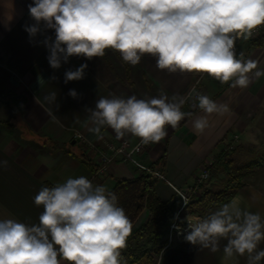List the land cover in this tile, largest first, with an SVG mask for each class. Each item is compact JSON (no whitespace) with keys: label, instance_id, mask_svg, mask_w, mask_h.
I'll list each match as a JSON object with an SVG mask.
<instances>
[{"label":"clouds","instance_id":"clouds-1","mask_svg":"<svg viewBox=\"0 0 264 264\" xmlns=\"http://www.w3.org/2000/svg\"><path fill=\"white\" fill-rule=\"evenodd\" d=\"M32 25H25L30 41L54 30V39L41 42L48 49V63L59 69L72 56L103 57L106 49L118 51L124 62L136 66L144 54L155 56L156 66L170 73H207L232 88H247L249 73L264 76L258 62L237 56L235 42L253 35L264 25V0H33L28 5ZM88 65L64 73V82L85 77ZM52 79H56L53 77ZM199 81H197L198 83ZM195 94L205 115L192 119V127L203 132L208 116L224 115L226 104H217L193 87L187 95L161 91L158 96L127 99L100 97L87 108L88 130L97 135L111 128L117 139L131 134L140 145L159 143L166 126L176 128L192 112L182 111ZM73 98L77 92L69 91ZM54 103L56 93L45 97ZM140 145H137V150ZM135 163V161H133ZM7 168L8 161L0 160ZM43 206L38 223L0 220V264H122L121 250L127 246L132 222L118 206L117 195L104 185H94L85 176L68 178L53 187H42L34 197ZM187 242L225 259L247 257V264H260L264 249V217L249 211L236 199L196 223L188 221Z\"/></svg>","mask_w":264,"mask_h":264},{"label":"crops","instance_id":"crops-1","mask_svg":"<svg viewBox=\"0 0 264 264\" xmlns=\"http://www.w3.org/2000/svg\"><path fill=\"white\" fill-rule=\"evenodd\" d=\"M29 4L33 0H0V120L8 122L0 124V160L8 161L7 168L0 167V220L38 223L43 206L35 205L34 197L42 187H53L70 177L90 178L96 161L91 158L93 165L81 161L82 150L73 138L75 130L99 145L108 141L139 140L131 134L117 139L107 126L99 135L88 130L92 125L85 110L94 108L100 97L127 99L134 95L146 99L158 96L161 91L169 97L186 95L199 81L198 93L217 104L228 105L227 113L209 115L208 127L197 132L192 127V119L205 113L186 103L182 111L192 112L193 116L185 117L176 128L166 126L167 135L159 143L147 145L140 155L141 160L158 166L174 186L183 189L195 183L202 166L212 163L233 135L247 132L251 119L264 104V76L255 77V70L249 73L251 83L247 88H232L231 81L222 84L207 73L161 70L156 66L157 58L151 54H144L139 64L132 66L111 48L105 50L103 57L72 56L59 69H53L48 63V49L41 42L45 36L54 39V30L38 34L30 41L24 30L25 25L35 23L29 14ZM250 40L247 39L241 50L235 44L237 56L243 53L244 59L257 61L258 69L264 70V45L251 47ZM85 63L88 67L84 79L64 82L67 70H75ZM73 89L78 94L76 98L69 95ZM52 92L56 93L54 103L45 100ZM140 172L132 164L116 160L111 173L93 184L110 190L119 179L135 177ZM155 189L163 200L176 199L173 187L165 180L157 179ZM233 199L264 217L263 189L247 184L228 202ZM219 207L211 208L202 219ZM147 215L145 210L134 228ZM226 243L221 239L216 253L189 242L173 243L165 246L152 264H247L246 255L225 259ZM260 249H264V241L258 245ZM62 264L68 262L62 261Z\"/></svg>","mask_w":264,"mask_h":264},{"label":"trees","instance_id":"trees-1","mask_svg":"<svg viewBox=\"0 0 264 264\" xmlns=\"http://www.w3.org/2000/svg\"><path fill=\"white\" fill-rule=\"evenodd\" d=\"M263 45L262 39L250 40L251 47ZM257 115L264 118V104L259 108ZM7 123V120H0V124ZM227 144L211 164L213 176L214 173L215 177L218 174L222 176L209 187L204 186L202 194L190 201L186 208L181 210L180 216L185 215L187 211L205 214L213 207L228 203L245 185L240 183L241 179L252 173L256 167H264V140L260 145L241 142L231 149H226ZM79 158L84 163L94 164L83 152L79 154ZM156 181L151 173L140 172L135 177L119 179L109 190L117 195L118 206L125 210L133 225L127 238V246L121 250L122 264H152L167 246L170 224L175 219L179 206L175 200H163L157 194ZM145 210L148 212L146 220L134 228Z\"/></svg>","mask_w":264,"mask_h":264},{"label":"built area","instance_id":"built-area-1","mask_svg":"<svg viewBox=\"0 0 264 264\" xmlns=\"http://www.w3.org/2000/svg\"><path fill=\"white\" fill-rule=\"evenodd\" d=\"M251 39H262L264 40V25L258 26L253 30V35ZM242 39V38H238ZM193 87H198L196 82ZM192 87V88H193ZM191 88V89H192ZM190 89V90H191ZM187 95V94H186ZM196 102L195 94L187 102L194 104ZM237 137V135L235 136ZM73 138L80 146L82 152L90 158H94L96 161V167L90 175L89 180L96 181L107 177L111 173V166L116 160H121L122 162L132 164L141 172L151 173L155 178L165 180L168 182L174 189L176 197L180 198L182 205L185 206L187 201L191 196L198 192L201 186L210 180L212 176L211 164L203 165L201 170L196 174V181L193 185L186 188H179L174 186L163 173V171L156 165H150L141 160L140 155L147 149V145H140V141L131 142L129 140H122L120 142L108 141L104 145H99L96 142L89 140L83 133L78 130L73 132ZM137 145H140L139 148L135 151L133 149L137 148ZM234 139H232L226 146V149H231L235 146ZM135 161V163H133ZM184 238V237H182ZM171 239V238H170ZM178 239H181L180 237ZM171 240L168 242L167 246Z\"/></svg>","mask_w":264,"mask_h":264},{"label":"rangeland","instance_id":"rangeland-1","mask_svg":"<svg viewBox=\"0 0 264 264\" xmlns=\"http://www.w3.org/2000/svg\"><path fill=\"white\" fill-rule=\"evenodd\" d=\"M247 40L237 39L235 44H239L237 48L241 50L243 46L246 44ZM190 106L192 104L188 103ZM13 122H16V118L11 119ZM237 135V137H235ZM232 139H234L235 144H239L241 142L243 143H256L259 144L264 140V118H261V116L257 115L255 118L251 119L250 126L247 130V132L244 135L235 134L232 136ZM231 139V140H232ZM230 140V141H231ZM74 147V146H73ZM214 172H216V168H214ZM213 176V173H212ZM221 174H218L217 177L214 176L204 183L203 187L201 186L200 190L196 193H194L191 198L187 201V204L192 201L194 198H197L200 194H202L204 190V186L209 187L212 182H217L219 178L221 177ZM244 183L245 185L251 184L256 187H259L260 189L264 190V167H256L252 173H249L248 175L244 176L240 183ZM176 194V193H175ZM178 203V211L176 213L175 219L170 224L169 233H168V242L171 240V244L173 243H179L183 242L186 243V235L191 231L189 228L188 221L192 223H196L199 220L202 219L203 214L201 213H190V211H187L185 215L180 216V212L183 208H186V205H182V201L180 198L174 199ZM182 217V218H181ZM183 231V233H182ZM180 233V234H179ZM181 239H178V238ZM184 237V238H182ZM171 238V239H170ZM168 244V243H167ZM170 245V244H169Z\"/></svg>","mask_w":264,"mask_h":264},{"label":"bare ground","instance_id":"bare-ground-1","mask_svg":"<svg viewBox=\"0 0 264 264\" xmlns=\"http://www.w3.org/2000/svg\"><path fill=\"white\" fill-rule=\"evenodd\" d=\"M182 233H183V231H182ZM180 234V233H179Z\"/></svg>","mask_w":264,"mask_h":264},{"label":"water","instance_id":"water-1","mask_svg":"<svg viewBox=\"0 0 264 264\" xmlns=\"http://www.w3.org/2000/svg\"><path fill=\"white\" fill-rule=\"evenodd\" d=\"M73 143H74V141H73Z\"/></svg>","mask_w":264,"mask_h":264}]
</instances>
